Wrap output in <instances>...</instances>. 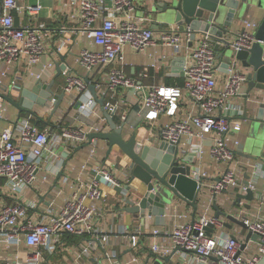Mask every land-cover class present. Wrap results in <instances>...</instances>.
Segmentation results:
<instances>
[{"label":"built area","instance_id":"obj_1","mask_svg":"<svg viewBox=\"0 0 264 264\" xmlns=\"http://www.w3.org/2000/svg\"><path fill=\"white\" fill-rule=\"evenodd\" d=\"M158 1L78 0L79 7L73 17L78 22L82 36L91 41L93 48L83 49L75 57V63L91 73L92 78L89 75L85 77L73 74L75 71L70 68L64 90L66 94L72 95L74 90L81 94L70 102L72 107L80 102L75 108L79 116L99 119V122L93 123L89 128L59 124L61 131L57 133L52 127L41 129L30 120L19 117L12 127L0 129V264L4 246L9 248L25 244L33 250L28 261L30 264H38L41 258L39 248L50 249L66 233L79 237L96 236L99 203L107 196L102 183L122 189L111 165L91 164L98 155V145L93 140L89 157L76 180L73 181L66 173L61 176L62 184L70 185L72 189L64 204L56 207L54 196L46 211L41 212L42 216L39 215L38 218L29 213L30 210L38 209V203L25 197L37 183L49 149L60 146L61 142L64 150L74 149L89 141V133L104 131L103 126L107 125V119L90 91V84L96 85L97 96L104 99V107L109 114L113 118L119 116L123 123L129 120V113L123 110L125 100L118 96L123 89L135 94V105L139 107L140 118L150 122L162 117L171 118V121L160 128L161 142L174 146L175 153L172 155H177L180 165L187 163V156L193 155L191 177L198 181L197 200L200 194L204 195L205 188H208L209 199L198 201L201 212L195 218L190 217L186 211L182 212L180 205L173 202L175 199L166 206L165 226L152 229L153 236L162 238L151 246L152 255L158 259L179 248L178 252L186 250L184 253H191V262L194 264H258L264 257V190L258 186L259 178L264 181V171L247 162L246 168L250 175L248 186L239 178L236 156L241 142L233 136L232 131L233 128L239 129L240 124L233 125L229 119L231 113L240 111V106L234 105L233 100L245 96L248 70L237 59L233 60L224 84L220 86L217 74L222 71V61L217 58L215 50L218 42L209 33L202 34L192 42L190 31L181 32L176 27H162L156 38V31L143 25L144 22H151V19L139 17L136 12L156 7ZM42 9L41 0H0V65L5 67L0 73V89L9 67L24 63L27 76L39 83L42 89L49 84L45 75L55 69V61L43 64L39 72L33 70L35 65L41 64L48 50L46 26L31 23L18 25L15 16V13L25 14L30 18L39 15ZM259 26V22L248 19L243 21L242 31L238 32L231 45L234 53L252 48L258 41L255 34ZM261 43L264 46V41ZM66 44L67 41H61L56 47L57 57L62 54ZM157 44H161L164 49L160 58L162 62L169 60L171 50L178 51L186 44L193 45L191 55L185 57L183 85L139 83L125 71L128 46L135 51L144 52L149 46ZM157 67L156 63L144 65L141 76L148 78L150 69ZM106 71L108 75L104 87L98 77ZM86 78L89 79L88 82ZM0 93H3L2 89ZM56 100V97H52L48 101L46 107L50 112ZM185 100L194 101L195 106L185 118H180L181 104ZM7 113L6 102L0 96V127L4 120H8ZM207 149L216 162L227 165L212 183L207 182L210 176L202 167L203 155ZM113 157L108 160L115 163L116 157L114 160ZM90 167L89 178L85 179L83 174ZM238 187L241 188V193H246L251 188L257 200L258 209L253 215H247L241 210L237 215L245 222L247 230L253 232L245 248L256 247L255 252L250 255H246L245 250L241 251L246 237L239 238L228 233V220L217 218L213 210L219 195ZM240 205L243 206V203L240 202ZM153 218L147 212L144 220ZM209 226L214 228L211 235L206 234ZM141 234L142 231L138 230L129 235L130 248L133 250L140 248ZM90 247L83 248L82 253H89ZM105 257L107 264H152L150 259L144 261L137 254H129L121 259L106 252ZM15 264H21L17 258Z\"/></svg>","mask_w":264,"mask_h":264},{"label":"crops","instance_id":"obj_2","mask_svg":"<svg viewBox=\"0 0 264 264\" xmlns=\"http://www.w3.org/2000/svg\"><path fill=\"white\" fill-rule=\"evenodd\" d=\"M35 1V0H31ZM52 1V14L49 16L43 15V11L46 6L43 5V9L39 15L30 17L25 14L16 16V23L18 25L22 24H35L46 26L45 35L49 37L48 41V50L42 58L41 64L35 65L33 70L35 72L40 71V67L43 64H47L51 61L56 62L60 61V55L57 57L55 52L56 47L61 44V41H67L66 46L64 47L62 54L66 55L65 62L66 69L62 70V73L58 75L57 67L50 70L46 73L45 79L49 83L55 79L58 82L59 90L56 92H61L64 89V86L67 81L68 71H70V66L74 68V73L76 75H81L92 78V74L83 67L76 65L75 57L86 48H93L91 41L86 37L82 36V33L79 31L78 22L75 17H73L78 10L79 2L78 0H50ZM166 0H159L158 3H161ZM254 22L261 23L264 19V8L259 7L256 3H253L250 7V10L246 14V18ZM147 26L151 27V22L147 23ZM65 28V31L61 29ZM243 28V21L238 23L235 31L240 32ZM162 30V28H160ZM156 31V38L159 37V31ZM235 37H233L234 39ZM95 48V47H94ZM99 49V48H95ZM193 45L186 44L182 49L178 51H172L171 57L168 61H160L161 55L163 54V47L161 44L151 45L144 52H138L132 49L130 46L126 48V60L124 69L131 77L137 79L139 83L144 84H157V85H167V86H181L184 83V74L182 69L179 66L173 64L177 57H188L191 55ZM68 63V64H67ZM156 63L157 68L150 69V75L148 78H143L141 76L143 72L144 65ZM5 67L0 65V73ZM108 75V72H104L100 79L105 87V80ZM227 77V73L221 71L217 74L218 82L220 86H223L224 81ZM4 85L2 86V92L5 94H11L13 96H18L23 88L34 86V79L27 76L26 65L11 66L8 69L7 76L3 78ZM65 81V84H64ZM0 89V90H1ZM247 90V89H246ZM79 94L77 90H74L72 95L66 94V99L63 102L60 109L52 116L48 107V101L46 105L40 106L36 105L34 110L37 116L30 114H24L20 118H25L30 120L32 123L37 124L41 129H46L52 127L53 131L59 133L61 126H83L89 128L93 123L99 122V119H89L86 117L79 116L76 113L75 106H71V101L73 102ZM119 98L124 99V111L129 113V120L125 123V135L127 138L131 137L132 133L137 134V140L139 143H144L147 145H157L161 142L160 140V128L165 123L171 121L169 117H162L158 121L150 122L140 118L138 114V109L135 105V94L128 89H123L119 93ZM258 97L259 100L264 99V92H256L253 98ZM246 97H237L234 98L233 104L240 106V111L233 112L229 115V119L233 125L240 124V128H233V136L240 140L241 147H238V152L236 156V161L238 162V176L240 179L245 181V176L248 174L246 168V163L250 162L256 165L261 171H264V127H253L252 121L245 119L244 115L246 114L247 106ZM10 105V104H9ZM194 101L185 100L181 104L179 117L185 118L187 113H189L194 107ZM101 110V106H100ZM52 111V110H51ZM102 112V110H101ZM103 113V112H102ZM248 116H252L248 112ZM8 120H4L1 123L0 129L7 127H12V124L19 119V112L16 110L15 114H11L8 110L7 113ZM114 120L117 124H122L123 121L121 118L114 117ZM40 121V124L38 122ZM104 127V131L109 130L108 122ZM261 142V148L258 143ZM57 147H51L47 153V156L44 159L43 167L39 173V179L37 183L29 191L26 199L35 200L38 203V209L30 210V215L34 217L42 216L41 212H45L53 197L56 198L55 203L56 207H60L64 204L67 197L72 193L70 185H64L61 182V178L58 179L60 172L64 174H69L73 181L76 180L78 175L81 172V167L89 157L90 148L92 144L86 146L78 151H75L76 148H68L64 150V144ZM95 145H98V155L91 161V164L95 165H105L110 166L116 178L120 181L122 189L115 188L109 183H102V188L107 195L106 198L99 203L100 213L96 221V227L98 234L96 236H75L72 234H64L58 241H55L50 249L39 248L41 251V258L38 264H107L105 257L106 252L111 255H116L121 259L126 258L129 254H137L144 261L150 259L152 264L155 263L157 258L151 253V246L154 242L160 241L161 237H155L152 234V229L155 227H164L158 226L153 220H142L140 217L135 214L128 213L123 209L127 206L125 199L130 196L131 191L135 190L136 187H139L141 190L143 187L137 180H132L130 176V171L128 168L123 167L126 162V158L120 157L118 153V148H115L114 153L116 154V164L108 160L107 150L108 143L105 140L99 139L97 143L93 142ZM93 144V145H94ZM81 146V145H79ZM55 154L59 156H55ZM254 157H251V156ZM114 157L112 158L114 160ZM120 159L123 162H120ZM121 163V164H120ZM202 167L208 172L209 179L208 183H212L216 180L221 173L226 169L227 165L216 162L211 154L209 149H207L203 155ZM91 173L88 170L83 174L85 179L89 178ZM258 186L260 189L264 190V181L259 178ZM245 184V183H244ZM61 192V193H59ZM204 195L200 194L197 200V210L194 216V209L188 203L176 199L173 201L175 204H179L182 212H188L190 217H197L200 212V205L198 201H207L209 199L208 188H205ZM241 193V188H235L230 192H225L219 195L216 199L215 204L218 205L219 209L231 214L235 217L239 214V211H245L247 215H253L257 206L256 198L253 201H247L242 199L243 206L237 202V194ZM45 197V200H42V197ZM215 204L213 205L214 214L216 215ZM247 204H250V207H247ZM264 214V209L263 213ZM228 220V225L226 230L231 235H237L239 238L247 237L249 231L229 220L228 218L223 217ZM238 218V217H237ZM168 221V220H167ZM138 230L142 231L140 237V248L133 250L130 248L129 235L137 233ZM239 233V234H238ZM103 237L106 239L103 240ZM255 238V237H254ZM91 246L90 252L83 254V248ZM245 250V249H244ZM242 250V251H244ZM256 250L255 246H251L244 251L246 255L254 253ZM33 250L22 244L20 246L12 245L11 247L4 246L2 249V260L1 264H15L16 258L21 264H30L29 257H31V252ZM185 252V251H184ZM178 252L177 255L173 258L174 264H194L191 262V253ZM82 255L81 257H79ZM80 258V260H78ZM15 261V262H14Z\"/></svg>","mask_w":264,"mask_h":264},{"label":"water","instance_id":"obj_3","mask_svg":"<svg viewBox=\"0 0 264 264\" xmlns=\"http://www.w3.org/2000/svg\"><path fill=\"white\" fill-rule=\"evenodd\" d=\"M253 3L264 8V0H166L156 5L157 17L150 19L151 28L155 31L162 27H176L181 32L190 31L192 42L202 34L209 33L211 38L218 42L215 44L217 58L222 61L221 70L226 73L233 60L237 59L241 62L242 66L248 70L245 94L247 106L244 118L251 120L252 126L256 128L264 127V99L253 98L256 92H264V46L261 43L264 41V19L255 34L258 41L253 44L250 50L234 53L231 49L233 37L238 35L235 29L239 22L245 20ZM65 62H67L66 55L61 54L60 61L56 62L58 75L62 73L63 69H66ZM185 62V57H177L173 64L179 66V70H183ZM70 68L74 70L71 66ZM86 81L88 82L89 79L86 78ZM55 84L56 80L53 79L45 89H42L39 83H35L30 88H23L18 96L5 93H0V96L19 112V117L24 114L37 116L34 107L36 105L44 107L48 100L56 97L57 100L51 111L53 116L66 99V91L63 89L61 92H56L53 89ZM89 88L101 106L109 130L89 133V141L78 146L75 151L91 144L93 140L97 142L99 139L108 143L107 158L116 156L114 151L115 148H118L120 157L126 158V164L123 167L128 168L131 179L139 181L143 187L141 190L136 187L135 191L124 200L127 206L123 210L139 216L142 220L149 212L155 217L158 226H164L166 206L176 198L191 205L195 216L198 181L191 177L193 155L187 156V163L180 165L177 155H172L175 153L173 145L165 142H160L157 145L139 143L136 133H132L131 137L127 138L125 123L118 125L113 116L105 109L104 99L97 96L95 84H90ZM79 103L78 101L75 104V108L79 106ZM248 112L252 114L251 117L247 115ZM258 145L261 148V142ZM120 162L122 163L123 160L120 159ZM63 174V171L60 172L58 179ZM249 179L250 175L246 174L244 181L246 186L249 184ZM242 199L253 201L255 192L248 188L246 193H238L237 202L240 203ZM42 200H45L44 196ZM47 205H50V202ZM247 207H250V204H247ZM215 209L217 218H228L247 229L243 220L220 210L217 204H215ZM213 231V226L206 228L207 235H211ZM252 236L253 232L249 231L245 242L241 245V251L246 248L247 242ZM179 250L177 248L172 254L159 257L154 264H174L173 258ZM258 264H264V257Z\"/></svg>","mask_w":264,"mask_h":264},{"label":"rangeland","instance_id":"obj_4","mask_svg":"<svg viewBox=\"0 0 264 264\" xmlns=\"http://www.w3.org/2000/svg\"><path fill=\"white\" fill-rule=\"evenodd\" d=\"M41 2H42V4H43L44 6H46L45 9H44V11H43V15H45V16H49V15H51V14H52V10H51V7H52V1H50V0H41ZM136 14H137V16H139V17H148V18H155V17H157L156 7H154V6H151V8H149L147 11L137 10ZM147 23H148V22H144L143 25H147ZM57 83H58V82H56V84H55L54 87H53V89H54L55 91H56V90H59V87H58V84H57ZM64 84H65V81H64ZM6 106H7L8 110H9V112H10L11 114H13V113L15 114L16 109H15L13 106L9 105L8 103H6ZM134 191H135V190H132V191H131V194H132Z\"/></svg>","mask_w":264,"mask_h":264},{"label":"trees","instance_id":"obj_5","mask_svg":"<svg viewBox=\"0 0 264 264\" xmlns=\"http://www.w3.org/2000/svg\"><path fill=\"white\" fill-rule=\"evenodd\" d=\"M38 124H40V121L38 122ZM87 146H89V145H87Z\"/></svg>","mask_w":264,"mask_h":264}]
</instances>
